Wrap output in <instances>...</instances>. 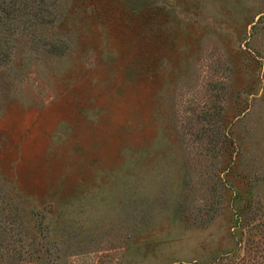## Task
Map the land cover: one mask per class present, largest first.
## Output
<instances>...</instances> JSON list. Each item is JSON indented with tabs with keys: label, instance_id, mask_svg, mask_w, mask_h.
<instances>
[{
	"label": "rangeland",
	"instance_id": "374dc122",
	"mask_svg": "<svg viewBox=\"0 0 264 264\" xmlns=\"http://www.w3.org/2000/svg\"><path fill=\"white\" fill-rule=\"evenodd\" d=\"M263 231L264 0H0V264H213Z\"/></svg>",
	"mask_w": 264,
	"mask_h": 264
},
{
	"label": "trees",
	"instance_id": "16d2710c",
	"mask_svg": "<svg viewBox=\"0 0 264 264\" xmlns=\"http://www.w3.org/2000/svg\"><path fill=\"white\" fill-rule=\"evenodd\" d=\"M260 235L264 239V231ZM259 241L247 237L244 246L239 242L238 248L224 253L213 264H264V241Z\"/></svg>",
	"mask_w": 264,
	"mask_h": 264
}]
</instances>
